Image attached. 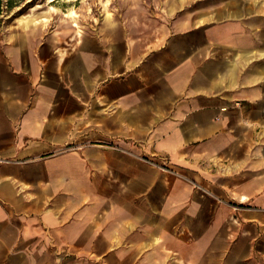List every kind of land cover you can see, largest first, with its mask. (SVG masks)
Listing matches in <instances>:
<instances>
[{
	"label": "crops",
	"instance_id": "1",
	"mask_svg": "<svg viewBox=\"0 0 264 264\" xmlns=\"http://www.w3.org/2000/svg\"><path fill=\"white\" fill-rule=\"evenodd\" d=\"M40 4L0 34V264H264V0Z\"/></svg>",
	"mask_w": 264,
	"mask_h": 264
},
{
	"label": "rangeland",
	"instance_id": "2",
	"mask_svg": "<svg viewBox=\"0 0 264 264\" xmlns=\"http://www.w3.org/2000/svg\"><path fill=\"white\" fill-rule=\"evenodd\" d=\"M12 3H7L3 0L2 12L0 14V34L6 33L7 28L15 24L20 26L23 24H29L31 18H39L42 10L47 6H41L43 0H34L28 4L22 5L19 14L16 13L19 9H15ZM216 0H75V11L69 17L74 18L75 35H83L94 33L98 29V25L101 23L104 17L114 18L118 13H125L130 19H136L135 21L143 22L145 18L151 16V9L167 8V7H179L185 6L198 8L201 2L205 4L207 2L214 3ZM203 4V3H202ZM19 5V4H18ZM40 7V8H39ZM145 9H147L145 11ZM31 13V16L27 15L25 18L28 20L23 24L19 22L15 17L21 16V21L25 18L23 15ZM46 17V14L43 12ZM165 16V15H164ZM24 18V19H23ZM46 21V20H45Z\"/></svg>",
	"mask_w": 264,
	"mask_h": 264
},
{
	"label": "trees",
	"instance_id": "3",
	"mask_svg": "<svg viewBox=\"0 0 264 264\" xmlns=\"http://www.w3.org/2000/svg\"><path fill=\"white\" fill-rule=\"evenodd\" d=\"M6 2L8 3L9 1L6 0ZM28 3H30V2H28ZM28 3H27V4H28ZM2 5H3V0H0V14H1V12H2ZM21 9H22V8H20V10H18L16 13L19 14V11H21Z\"/></svg>",
	"mask_w": 264,
	"mask_h": 264
},
{
	"label": "bare ground",
	"instance_id": "4",
	"mask_svg": "<svg viewBox=\"0 0 264 264\" xmlns=\"http://www.w3.org/2000/svg\"><path fill=\"white\" fill-rule=\"evenodd\" d=\"M72 12H73V11H72V10H70V11H69L67 14H68V15H70V14H72Z\"/></svg>",
	"mask_w": 264,
	"mask_h": 264
},
{
	"label": "built area",
	"instance_id": "5",
	"mask_svg": "<svg viewBox=\"0 0 264 264\" xmlns=\"http://www.w3.org/2000/svg\"><path fill=\"white\" fill-rule=\"evenodd\" d=\"M2 161H5V160H3L2 158H0V162H2Z\"/></svg>",
	"mask_w": 264,
	"mask_h": 264
}]
</instances>
